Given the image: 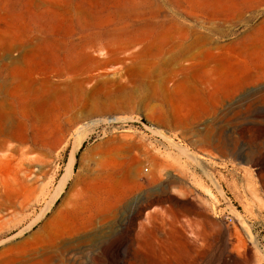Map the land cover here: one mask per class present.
Segmentation results:
<instances>
[{"label": "rangeland", "instance_id": "rangeland-1", "mask_svg": "<svg viewBox=\"0 0 264 264\" xmlns=\"http://www.w3.org/2000/svg\"><path fill=\"white\" fill-rule=\"evenodd\" d=\"M257 1L0 0V139L19 148L0 165V264L26 261L69 236L97 244L85 258L104 257L102 246L113 243L138 264L137 237L123 227L137 198L169 176L203 204L195 233L252 231L264 264V169L201 143L221 133L264 155V97L237 106L253 88L235 91L251 71L264 75V36L246 40L260 54L253 57L241 53L239 39L264 25ZM242 14L254 19L244 23ZM124 31L153 34L135 45L96 38ZM85 43L89 54L64 62ZM215 62L218 92L210 87ZM72 161L63 191L43 213ZM147 233L140 238L150 255H172L169 264L189 256L181 239ZM222 249L212 248L211 257ZM213 263L195 255V264Z\"/></svg>", "mask_w": 264, "mask_h": 264}, {"label": "bare ground", "instance_id": "bare-ground-1", "mask_svg": "<svg viewBox=\"0 0 264 264\" xmlns=\"http://www.w3.org/2000/svg\"><path fill=\"white\" fill-rule=\"evenodd\" d=\"M257 2L261 3L264 2V0H259ZM249 4L250 3L247 1L242 2V10ZM242 12L244 13V11ZM253 19V14H242L240 17V20L244 23H250ZM213 30L217 33H225V29L219 28L218 25H216ZM152 34V32L144 33L141 31H124L107 33L102 36H97L96 38H102V41H107L106 43L113 42L126 45H135L141 43L145 37H150ZM255 34H259L263 37L264 25L239 38L240 41L244 43L242 44L243 48L241 49V53L244 56H260L259 53L253 55L254 50L251 49L250 46H246V40L249 38L252 40ZM212 42L213 44H217V41L215 40H212ZM90 49L91 46L89 43L75 47L70 50L69 55L65 57L64 62L72 63L82 55L89 54ZM213 49H218L217 45ZM54 58L55 59L53 60L52 64L55 71L61 64V61L59 57L57 58V56ZM237 61H239V58H237ZM214 65L215 66H212L211 68V77L213 78L211 80L210 87L214 88L215 92H218L221 84L223 83V81H221L222 73L216 62ZM129 69L131 70V68ZM247 88H253V90L249 93V95L246 93L247 96L244 97V99H239L237 106L242 103H244V105H250V103L252 104L255 99L258 100V98L264 97V75H261L258 70L251 71V74L248 78H244L239 82L235 91L243 92L244 90H247ZM221 103L222 101H219V104ZM230 109L231 108H228L227 111L221 113L224 114V116H227V112ZM221 113H219L217 110L215 111V115L217 114V117ZM201 143L212 145L222 154L228 152L229 154L238 156L239 158L247 155L250 158V162L254 163L256 166H260L261 169H264V155L262 153L253 149H248V151H245V149L239 146L238 142L224 140L221 133H209L204 137ZM18 152L19 148L17 146L8 145L5 140L0 139V165L10 163L12 161L11 159L14 157V154ZM21 155L24 156L23 154ZM174 163H164L163 167H173L175 166ZM178 164H180V162ZM72 170L73 161L66 169V172L61 179L53 198H51L49 204L46 205L43 213L47 212L51 208L59 194H61L67 183V180L71 176ZM260 175L261 177H264L263 174ZM181 180V178H172L169 176L166 183H163L159 189L150 192L148 195L143 196L140 199L137 198L132 211H130L131 214L129 221L123 228L130 229V231L135 233L137 237V263L169 264L173 261L172 255H150L149 251L142 247L141 242L143 240L141 241L140 237L143 236L141 235H146V232H152L151 235H154L153 233H165L168 234V236H175L176 239H181L185 242L189 256L186 258H181L180 264H188L190 261L195 264V255L199 261L206 263L208 258H210L219 264H260L254 255V251L260 249V242L252 231H246L245 237L240 235L238 231H236V228L235 231L224 228L216 237L207 236L201 238L200 235L195 233V213L198 212L205 217L206 214L204 211H202L203 207L200 206L202 204L201 201L199 200L200 202H198L197 200V202L200 204L195 201V196L193 195L192 191L185 189L182 186L183 183ZM1 184L2 180H0V186ZM182 217H186V219L187 217L190 218L184 221ZM168 218L169 220L172 218V220L169 221L167 220ZM150 233H147V237L148 235L150 236ZM219 244L223 249L221 252L213 254L214 256L211 257V249L214 247L216 248ZM95 245L97 244L89 239H73L69 236L61 239L60 241H56L48 251L38 255L33 254L31 258L26 261L23 260V262L18 264H131L128 255L121 253V245L117 246L113 243L102 246L103 253L106 254L107 252L104 257H102V255H96L90 258H85V253L94 249ZM201 247H204L206 251L199 250ZM164 250L165 249H161L160 251L163 252ZM22 258L23 257H21V259ZM17 259L19 260V257Z\"/></svg>", "mask_w": 264, "mask_h": 264}, {"label": "water", "instance_id": "water-1", "mask_svg": "<svg viewBox=\"0 0 264 264\" xmlns=\"http://www.w3.org/2000/svg\"><path fill=\"white\" fill-rule=\"evenodd\" d=\"M144 123H147V122H145V120H144ZM79 153H80V148L79 147H77L76 149H75V151H74V163L76 164V162H77V160H78V157H79Z\"/></svg>", "mask_w": 264, "mask_h": 264}]
</instances>
